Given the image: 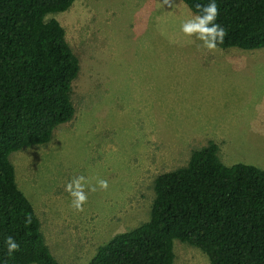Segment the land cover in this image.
Returning a JSON list of instances; mask_svg holds the SVG:
<instances>
[{"label": "rangeland", "instance_id": "374dc122", "mask_svg": "<svg viewBox=\"0 0 264 264\" xmlns=\"http://www.w3.org/2000/svg\"><path fill=\"white\" fill-rule=\"evenodd\" d=\"M193 15L182 0H74L49 14L79 60L75 113L9 161L59 264H86L148 220L156 176L209 140L223 163L264 168V48L210 52L181 32ZM80 175L109 183L83 212L65 191ZM173 251L172 264H211L189 243L175 239Z\"/></svg>", "mask_w": 264, "mask_h": 264}, {"label": "trees", "instance_id": "16d2710c", "mask_svg": "<svg viewBox=\"0 0 264 264\" xmlns=\"http://www.w3.org/2000/svg\"><path fill=\"white\" fill-rule=\"evenodd\" d=\"M193 14L197 4L182 0ZM74 0H0V264H59L35 210L17 187L9 154L47 143L75 113L79 60L49 14ZM218 47L264 48V0H215ZM212 140L186 164L156 176L148 220L98 246L86 264H172L173 241L202 250L211 264H264V168L227 165ZM31 223H26V216ZM19 250L7 252V237Z\"/></svg>", "mask_w": 264, "mask_h": 264}, {"label": "clouds", "instance_id": "9594fccd", "mask_svg": "<svg viewBox=\"0 0 264 264\" xmlns=\"http://www.w3.org/2000/svg\"><path fill=\"white\" fill-rule=\"evenodd\" d=\"M196 8L202 14L193 15L181 24V32L186 37H195L202 41V46L207 50L215 51L218 44L224 42L227 32L220 24L215 23L219 15V8L215 0H211L207 5L197 4ZM109 183L106 179L98 178L95 184H91L83 175L74 177L65 185V191L71 196V207L78 212L84 211V205L88 201V192L97 190L106 191ZM26 223H31V217L26 216ZM7 252L11 255L19 250V244L14 238L7 237Z\"/></svg>", "mask_w": 264, "mask_h": 264}, {"label": "crops", "instance_id": "0c3cea01", "mask_svg": "<svg viewBox=\"0 0 264 264\" xmlns=\"http://www.w3.org/2000/svg\"><path fill=\"white\" fill-rule=\"evenodd\" d=\"M224 49H229V47L228 48H224ZM235 50H233L232 52H234ZM238 51V50H237Z\"/></svg>", "mask_w": 264, "mask_h": 264}]
</instances>
